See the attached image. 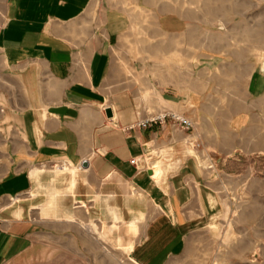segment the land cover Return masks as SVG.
Returning <instances> with one entry per match:
<instances>
[{
    "label": "rangeland",
    "instance_id": "1",
    "mask_svg": "<svg viewBox=\"0 0 264 264\" xmlns=\"http://www.w3.org/2000/svg\"><path fill=\"white\" fill-rule=\"evenodd\" d=\"M89 8L82 20L105 21L111 10L125 20L113 60L141 107L157 111L172 106L164 99L188 100L201 112L190 128H179L199 185L181 208V243L160 264H264V0H91ZM167 20L182 28L164 29ZM10 92L20 99L15 81ZM163 113L173 112L148 117ZM148 149L135 157L160 182V150ZM162 150L177 167L169 158L174 148ZM72 171L65 163L32 169V189L0 202L2 212L25 205L42 225L8 264H137L130 251L152 212L135 233L127 225L140 218L136 210L119 221L109 212L116 206L95 205L87 214Z\"/></svg>",
    "mask_w": 264,
    "mask_h": 264
},
{
    "label": "crops",
    "instance_id": "2",
    "mask_svg": "<svg viewBox=\"0 0 264 264\" xmlns=\"http://www.w3.org/2000/svg\"><path fill=\"white\" fill-rule=\"evenodd\" d=\"M0 2V202L32 189V169L65 163L75 169L73 177L77 173L74 193L87 214L95 205L116 206L120 210L112 207L109 212L119 221L136 210L140 218L131 217L127 225L135 233L152 212L130 256L137 264H160L181 243V208L199 185L194 176L199 167L194 156L184 158L188 153L182 131L169 117L146 127L136 123L162 112L193 123L201 115L196 102L163 98L172 106L150 111L140 106L137 91L122 86L121 67L113 60L125 22L118 13L111 10L105 21H89L81 17L89 16L91 0ZM162 26L182 28L168 20ZM12 81L19 84L20 99L11 96ZM166 145L174 148L169 158L179 162L177 167L163 160ZM150 147L160 150L155 151L162 159L160 182L145 163L138 169L129 163ZM122 183L139 196L124 192ZM30 211L25 205L0 211V264L24 253L41 231V222L33 221Z\"/></svg>",
    "mask_w": 264,
    "mask_h": 264
},
{
    "label": "built area",
    "instance_id": "3",
    "mask_svg": "<svg viewBox=\"0 0 264 264\" xmlns=\"http://www.w3.org/2000/svg\"><path fill=\"white\" fill-rule=\"evenodd\" d=\"M166 117H169V119L171 120L172 125L174 127L182 128V129H188L192 126V122L188 118H186L184 116H180V115H175L173 113H163L162 115H158V116L146 117L142 121L136 123V125H138L140 127H146L149 124L156 122V121L160 120L161 118H166ZM129 163L131 165L135 166L136 169H138L140 167L139 160L136 157H132L129 160Z\"/></svg>",
    "mask_w": 264,
    "mask_h": 264
},
{
    "label": "water",
    "instance_id": "4",
    "mask_svg": "<svg viewBox=\"0 0 264 264\" xmlns=\"http://www.w3.org/2000/svg\"><path fill=\"white\" fill-rule=\"evenodd\" d=\"M106 115L109 116V117L111 116V112H110L109 109H106ZM86 164H87L86 162H83V163H81V166H82V167H85Z\"/></svg>",
    "mask_w": 264,
    "mask_h": 264
},
{
    "label": "bare ground",
    "instance_id": "5",
    "mask_svg": "<svg viewBox=\"0 0 264 264\" xmlns=\"http://www.w3.org/2000/svg\"><path fill=\"white\" fill-rule=\"evenodd\" d=\"M144 119H145V118H144ZM142 120H143V119L139 120L138 122H140V121H142ZM138 122H137V123H138ZM138 160H139V159H138ZM139 163H140V165H141V162H140V160H139ZM150 172H151V171H150Z\"/></svg>",
    "mask_w": 264,
    "mask_h": 264
}]
</instances>
